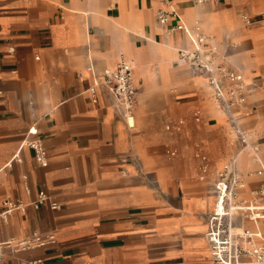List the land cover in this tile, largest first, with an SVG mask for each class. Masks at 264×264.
Returning a JSON list of instances; mask_svg holds the SVG:
<instances>
[{
  "label": "crops",
  "instance_id": "crops-1",
  "mask_svg": "<svg viewBox=\"0 0 264 264\" xmlns=\"http://www.w3.org/2000/svg\"><path fill=\"white\" fill-rule=\"evenodd\" d=\"M170 1L242 78L249 115L241 124L261 165L239 151L210 87L180 57L192 50L188 35L158 23V0H0V210L6 195L28 204L40 191L60 204L28 206L0 223V243L34 232L55 238L5 249L2 264H212L205 217L225 159L236 157L244 195L264 180L256 174L264 169V0ZM120 55L135 67L132 128L109 91L97 87L96 102L87 92ZM25 140L42 143L46 165ZM130 156L142 174L122 161Z\"/></svg>",
  "mask_w": 264,
  "mask_h": 264
},
{
  "label": "built area",
  "instance_id": "built-area-1",
  "mask_svg": "<svg viewBox=\"0 0 264 264\" xmlns=\"http://www.w3.org/2000/svg\"><path fill=\"white\" fill-rule=\"evenodd\" d=\"M205 1L216 2V0H199V2ZM158 2L161 4L155 9L158 23L165 28L166 34L182 31L188 35L192 50L183 53L182 58L187 61L188 55L192 53L197 55L195 61L199 65L193 66L187 61L193 68L194 75L203 78L210 87V99L224 113L234 133L239 151L250 153L254 162L261 165L258 156L260 147L241 124V120L249 115L246 107V87L242 78L226 67L223 54L206 48L207 37L198 23L188 28L170 0H158ZM173 19L177 21L176 24H171ZM243 20L245 23L251 22L246 16H243ZM259 20H264V12L259 15ZM203 55H207L205 60L202 59ZM134 68L132 61L120 55L116 66L113 69H104L99 74V78H94L93 84L87 89L94 102L97 101V87L101 86L109 91L115 97L122 117L129 128L132 127L128 119L134 116L137 101L133 81ZM87 71L94 73L92 65L87 67ZM22 145L33 151L34 159L38 164L46 165L47 152L39 140H25ZM165 153L169 157H174L178 151L174 147H167ZM13 158L20 162L19 153H16ZM122 161L132 163L142 174L141 165L135 156L124 158ZM7 166H10V163ZM256 174L264 176V169L256 171ZM22 185L24 190L29 192L26 174L22 175ZM212 187L215 204L213 210L205 217L207 226L205 239L210 250L212 264H264V180L244 195L242 174L237 168L236 157L232 156L217 172ZM2 204L0 223H7L16 211L25 212L28 206L39 209L47 204L51 210L60 208V204L50 200L44 191H40L36 198L28 204L11 195H6ZM47 243L54 244V236H43L36 232L23 239H11L0 243V264H2L5 249H10L15 253L18 250L42 247ZM29 264H43V262L34 260Z\"/></svg>",
  "mask_w": 264,
  "mask_h": 264
},
{
  "label": "bare ground",
  "instance_id": "bare-ground-1",
  "mask_svg": "<svg viewBox=\"0 0 264 264\" xmlns=\"http://www.w3.org/2000/svg\"><path fill=\"white\" fill-rule=\"evenodd\" d=\"M199 24V23H198ZM200 25V24H199ZM189 28V27H188ZM185 35V34H184ZM206 57H207V55H203V57H202V59L203 60H205L206 59ZM203 79V78H202ZM210 90V89H209ZM255 98V97H254ZM245 119V118H244ZM128 122H129V125L130 126H132L133 124H134V117L132 116V117H129V119H128ZM242 122H243V120H242ZM229 129H231V128H229ZM231 132H232V134H234L233 133V131L232 130H230ZM244 152V151H243ZM248 153V152H247ZM249 154V156H250V158H251V160L254 162V160H253V158H252V156H251V154L250 153H248ZM259 158L261 157V149H260V153H259ZM260 161H261V158H260ZM255 163V162H254ZM261 163H262V161H261ZM255 174V173H254ZM215 204V203H214ZM206 232V231H205ZM204 239H205V233H204ZM205 241H206V239H205ZM208 245V244H207ZM208 250H209V247H208ZM209 253H210V250H209Z\"/></svg>",
  "mask_w": 264,
  "mask_h": 264
},
{
  "label": "water",
  "instance_id": "water-1",
  "mask_svg": "<svg viewBox=\"0 0 264 264\" xmlns=\"http://www.w3.org/2000/svg\"><path fill=\"white\" fill-rule=\"evenodd\" d=\"M183 56H184L183 53H180V57H183ZM195 59H197V55L194 54V53H192V54H190V55L187 56V61H188L189 63H191L193 66H195V65H199V63H197V62L195 61Z\"/></svg>",
  "mask_w": 264,
  "mask_h": 264
},
{
  "label": "rangeland",
  "instance_id": "rangeland-1",
  "mask_svg": "<svg viewBox=\"0 0 264 264\" xmlns=\"http://www.w3.org/2000/svg\"><path fill=\"white\" fill-rule=\"evenodd\" d=\"M224 55V54H223ZM225 56V55H224ZM214 103V102H213ZM215 104V103H214ZM230 130V129H229ZM230 133H232L231 131H229ZM229 157H231V155L230 156H227V158L225 159V161H224V163H223V165L228 161V159H229Z\"/></svg>",
  "mask_w": 264,
  "mask_h": 264
}]
</instances>
